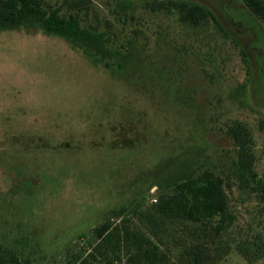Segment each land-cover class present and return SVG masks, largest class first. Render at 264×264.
<instances>
[{
  "label": "rangeland",
  "instance_id": "rangeland-1",
  "mask_svg": "<svg viewBox=\"0 0 264 264\" xmlns=\"http://www.w3.org/2000/svg\"><path fill=\"white\" fill-rule=\"evenodd\" d=\"M147 1L86 0L78 10L83 25L111 35L120 52L111 67L42 30L0 32V264H128L127 230L148 239L155 260L145 264H191L197 250L203 264H264V193L231 169L227 134L249 127L262 176L256 32L236 22L233 0H191L222 27L184 24ZM236 16L255 24L250 12ZM192 166L232 185L223 230L217 218L160 211L172 192L164 185Z\"/></svg>",
  "mask_w": 264,
  "mask_h": 264
},
{
  "label": "trees",
  "instance_id": "trees-1",
  "mask_svg": "<svg viewBox=\"0 0 264 264\" xmlns=\"http://www.w3.org/2000/svg\"><path fill=\"white\" fill-rule=\"evenodd\" d=\"M151 9L165 11L177 15L180 22L191 26H198L203 22L213 19L222 27L221 21L205 5L191 0H148ZM229 11L234 15L237 23L249 25L254 29L253 43L264 52V29L258 22L264 21V0H233ZM70 9L62 13L61 8L47 6L44 0H0V32L4 30H42L45 34L58 36L69 41L73 46L81 48L95 64H104L111 67L112 61L118 57L111 35L104 31L93 30L82 24L78 10L86 6V0H65ZM127 3V2H126ZM237 11L250 12L255 16V24L240 20ZM235 10V11H234ZM258 20V21H257ZM261 59H264V54ZM260 59V87L264 91V63ZM227 134L234 142L235 154L232 157L231 169L240 182L250 185L255 184L259 191L264 193V174L259 176L254 170L255 153L253 151L254 137L249 127L241 122L230 126ZM171 188L160 205L162 213L173 216H182L191 220L200 221L204 218H217V229L223 230L226 222L232 220L229 211V200L226 188H231L230 183L221 174L206 169L198 174L196 166H192L188 173H178L171 181L164 185ZM111 224L106 222L96 230L103 237L110 229ZM126 238L132 241L134 249H129L128 264H145L154 261L152 252L145 247L146 239L136 232L127 230ZM204 253L195 251L191 264H203ZM80 264H85L84 261Z\"/></svg>",
  "mask_w": 264,
  "mask_h": 264
}]
</instances>
